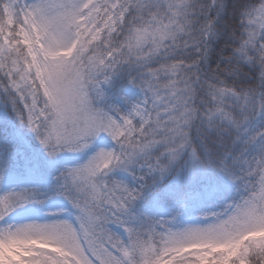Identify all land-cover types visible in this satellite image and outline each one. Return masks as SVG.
Listing matches in <instances>:
<instances>
[{
	"label": "snow or ice",
	"instance_id": "1",
	"mask_svg": "<svg viewBox=\"0 0 264 264\" xmlns=\"http://www.w3.org/2000/svg\"><path fill=\"white\" fill-rule=\"evenodd\" d=\"M227 8L0 0V264H264V0H241L209 67ZM193 188L219 207L186 217ZM149 194L168 214L138 209Z\"/></svg>",
	"mask_w": 264,
	"mask_h": 264
},
{
	"label": "trees",
	"instance_id": "2",
	"mask_svg": "<svg viewBox=\"0 0 264 264\" xmlns=\"http://www.w3.org/2000/svg\"><path fill=\"white\" fill-rule=\"evenodd\" d=\"M241 0H228V8L224 12L223 15V23L221 24V28L224 30V35H222L219 39H217L212 46L211 53L209 55L208 59V66L214 67L217 62H220L222 60V57L227 55L230 51V48L227 47V45H230L233 41L229 33L233 31V29L238 24V5L240 4ZM238 83H246V81H238ZM128 94L130 96L137 95L136 90H129ZM5 114V109L2 104H0V123L3 122V117ZM4 136V130L0 128V139H2ZM191 136L193 139V143L196 145H201L202 143V137L204 136L203 128L201 127L200 130L197 129L196 126H194L191 130ZM29 144H31L33 147L36 146V142L34 138L28 139L25 138ZM102 139H105V142L113 143L110 137L104 136ZM209 144L216 149L217 152L223 151L224 148L229 146V140L226 138L224 141V144L217 145L214 141L209 140ZM29 155H32V152L30 150H27ZM85 159V157L82 156H76V155H63L60 157V161L67 162V163H76L81 160ZM47 172L49 174H54L53 169H47ZM116 175L118 178L126 179L128 181H131V177L127 175V173H124L123 171H117ZM175 186V181L172 179V177H167L164 181L160 182L159 188L160 190L167 191L170 188H173ZM192 191V199L190 200V206L187 209L186 217L190 218H197L201 210H216L219 207V199L218 198H211L208 195V192L203 188H193ZM228 195L230 196H236L238 195L234 189H230L228 192ZM67 206L66 203L62 201H52L50 202L47 207L48 208H55L58 206ZM138 209L140 211L159 215V214H168L169 206L166 205L163 201V199H155L152 194H149L144 201L138 202L137 205ZM37 214L35 212L25 213V214H18L15 213L13 216H11L10 220H19L22 219L25 215H34ZM68 215V214H66ZM114 230H119L117 226H112Z\"/></svg>",
	"mask_w": 264,
	"mask_h": 264
},
{
	"label": "rangeland",
	"instance_id": "3",
	"mask_svg": "<svg viewBox=\"0 0 264 264\" xmlns=\"http://www.w3.org/2000/svg\"><path fill=\"white\" fill-rule=\"evenodd\" d=\"M104 136L100 137L97 139L96 141V146H103V147H109L111 146L112 144L111 143H108V142H105V139H102ZM63 155H76V156H82V157H85L87 156V153H65ZM62 157V156H61ZM30 212H33L31 210H29L27 213H30ZM18 214H25V212H17Z\"/></svg>",
	"mask_w": 264,
	"mask_h": 264
}]
</instances>
